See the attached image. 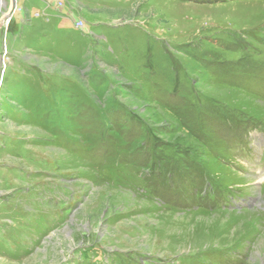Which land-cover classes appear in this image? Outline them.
Listing matches in <instances>:
<instances>
[{
    "label": "rangeland",
    "instance_id": "374dc122",
    "mask_svg": "<svg viewBox=\"0 0 264 264\" xmlns=\"http://www.w3.org/2000/svg\"><path fill=\"white\" fill-rule=\"evenodd\" d=\"M10 4L0 264H264V0Z\"/></svg>",
    "mask_w": 264,
    "mask_h": 264
},
{
    "label": "water",
    "instance_id": "95a60500",
    "mask_svg": "<svg viewBox=\"0 0 264 264\" xmlns=\"http://www.w3.org/2000/svg\"><path fill=\"white\" fill-rule=\"evenodd\" d=\"M15 3H16V0H11V4H10V7H9V11L6 14L7 16H9L10 14H12V11H14ZM1 80H0V85H1Z\"/></svg>",
    "mask_w": 264,
    "mask_h": 264
},
{
    "label": "built area",
    "instance_id": "2783aa9c",
    "mask_svg": "<svg viewBox=\"0 0 264 264\" xmlns=\"http://www.w3.org/2000/svg\"><path fill=\"white\" fill-rule=\"evenodd\" d=\"M75 25L78 27V28H83L85 26V21H83L82 19H79L75 22Z\"/></svg>",
    "mask_w": 264,
    "mask_h": 264
},
{
    "label": "bare ground",
    "instance_id": "6f19581e",
    "mask_svg": "<svg viewBox=\"0 0 264 264\" xmlns=\"http://www.w3.org/2000/svg\"><path fill=\"white\" fill-rule=\"evenodd\" d=\"M1 61H2V59H1ZM1 80V79H0Z\"/></svg>",
    "mask_w": 264,
    "mask_h": 264
}]
</instances>
